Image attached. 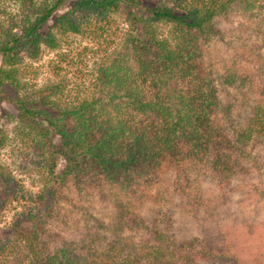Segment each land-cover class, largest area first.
<instances>
[{
  "label": "trees",
  "instance_id": "1",
  "mask_svg": "<svg viewBox=\"0 0 264 264\" xmlns=\"http://www.w3.org/2000/svg\"><path fill=\"white\" fill-rule=\"evenodd\" d=\"M164 1L0 0V101L14 109L5 113L15 123L13 136L41 158L35 208L0 230V264H264V237L245 260L231 241L236 223L219 228L217 239L199 225L186 227L189 221L171 231L173 219L149 226L129 211L130 201L118 202L112 224H84L86 231L68 239L51 235L53 211L56 217L69 183L86 195L101 183L120 193L141 182L168 184L183 210L198 212L211 202L215 215L209 216L222 221L227 211L220 201L233 197L251 173L241 162L250 158L245 149L259 146L264 153V84L252 87L248 111L234 120L219 86L197 64L202 46L219 34L220 19L251 13L264 0ZM119 15L126 29L118 45H98L88 89L24 79L25 57L37 60L44 47L58 49L69 34L107 41ZM232 78L227 74L224 84ZM220 114L222 129L212 122ZM6 138L0 129V149ZM166 169L168 181L162 178ZM190 169L209 183V202L202 203L197 191L187 199ZM21 198L19 180L0 161V217Z\"/></svg>",
  "mask_w": 264,
  "mask_h": 264
},
{
  "label": "rangeland",
  "instance_id": "2",
  "mask_svg": "<svg viewBox=\"0 0 264 264\" xmlns=\"http://www.w3.org/2000/svg\"><path fill=\"white\" fill-rule=\"evenodd\" d=\"M160 3L166 1L160 0ZM114 19L115 23L105 35L106 38L108 37L107 41L69 34L62 37V44L58 49L51 50L44 47L37 60L25 57L22 67L24 79L35 86L63 80L70 88L81 85L82 89H88L92 83L91 70L97 57V50L100 47L103 50L107 45L110 47L118 45L126 29L121 15L114 16ZM217 26L219 34L202 46V56L197 60V64L201 72L219 86L222 104L231 107L230 116L234 120H239L251 105V97L254 93L252 87L264 84V4L257 5L251 13L234 12L227 19H220ZM60 56L72 58L74 64L66 65ZM227 74L233 77V84H224ZM6 112L13 113L14 109L6 101H0V129L7 131L5 146L0 149V161L19 180L23 198L1 214L0 230L8 225L13 216L35 208V204L31 201L41 185L40 155L35 154L25 142L13 136L15 123L6 119ZM222 116L224 115L220 114L212 118L213 124L216 127L220 126L221 129L226 123L225 117ZM245 151L251 159L246 158L241 162L250 167L251 173L249 177L243 178L242 182H238V190L224 205L221 201L220 203L217 201L220 204L219 209L227 211L226 218L224 217L222 221L209 216L208 211L215 215L212 207L210 208L209 200L213 194L209 183H205L200 171L190 169L187 173L186 190L191 195H188L187 199L194 197L197 191L202 203L209 202L207 207H200L198 212L194 209L185 211L184 206L185 210H183L168 184L163 186L158 183L141 182L139 186L131 189L130 192H134L120 193L116 188L101 183L99 190L86 195L78 192L69 183L62 190L55 207H59L56 209L58 211L56 217L53 211L51 221L57 227L55 226V230L51 231V235L59 240L68 239L69 233L76 236L86 231L84 224L93 223L96 226L97 220L105 225L112 224L118 202L130 201L129 211L149 226L162 227L161 222L166 216L173 219L168 225L173 227L171 231H180L182 223L189 221L186 227L190 223L195 227L199 225L197 230L202 231L205 236L217 239L219 228L236 223L237 227L233 225L236 233L231 236L233 237L231 241L237 243L235 248H239L245 260H248L252 251L263 243L264 237V193L262 192L264 191V153L259 146L251 149L247 147ZM64 165L65 162L60 161L58 170L61 171ZM166 170L168 171L163 172L162 178L168 181L172 178V174L170 169Z\"/></svg>",
  "mask_w": 264,
  "mask_h": 264
}]
</instances>
